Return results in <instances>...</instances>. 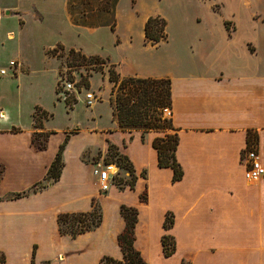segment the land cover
I'll return each mask as SVG.
<instances>
[{
    "label": "crops",
    "instance_id": "crops-1",
    "mask_svg": "<svg viewBox=\"0 0 264 264\" xmlns=\"http://www.w3.org/2000/svg\"><path fill=\"white\" fill-rule=\"evenodd\" d=\"M12 35L7 34L8 40ZM223 64L194 57L192 62L168 61L149 73L133 63L122 72L117 64L121 78L170 80L179 181H172L170 168L157 166L152 147L157 135L124 134L112 114L109 123L99 126V115L90 110L86 125L58 132L45 121L43 149L34 145V131L28 130L19 154L0 163V264H100L103 257L122 261L117 242L124 228L122 207L137 211L133 247L145 264H264V180L247 182L240 161L251 132L257 135L264 167V74L254 72V64ZM13 128L18 127L0 130V138L14 142L22 131ZM62 144L59 178L36 193L7 199L40 182ZM109 146L131 163L132 189L115 183L130 175L114 164L117 177L107 192L99 191L92 170L110 163ZM93 203L101 213L97 228L75 238L59 234L58 215L88 213ZM167 215L172 224L165 229ZM164 236L173 242L170 256L163 253Z\"/></svg>",
    "mask_w": 264,
    "mask_h": 264
},
{
    "label": "rangeland",
    "instance_id": "rangeland-1",
    "mask_svg": "<svg viewBox=\"0 0 264 264\" xmlns=\"http://www.w3.org/2000/svg\"><path fill=\"white\" fill-rule=\"evenodd\" d=\"M65 7L66 0H0V62L6 64L14 59L21 65L18 75L0 78V116L5 117L0 130L16 126L14 131H22L14 142L0 138L1 164L9 163L12 154H19L28 130L40 132L35 130V107L47 111V116L36 113V117L42 119V126L47 121L46 127L54 132L72 124L86 125L90 110L99 115V126L109 123L110 98L115 89L108 81L109 67L113 66L120 77L118 63L122 72H129L133 63L149 73L168 61L192 62L194 57H201L215 64H254L252 70L264 74V0H119L114 33L107 27L73 26ZM150 17H159L166 23L165 40L154 46L145 42L143 32ZM10 33L12 39L8 40ZM58 45L63 49H57L55 56L47 54ZM70 50L108 61L95 72L98 65L81 64ZM65 80L78 81L93 91L95 103L87 107L82 96L62 97ZM67 101L71 107L66 106ZM143 111L147 119L158 117L165 129H144L143 121L138 129L119 130L124 134L141 133L143 138L147 133L157 137L173 134L168 129L171 109L153 112L146 106ZM34 137L35 146L45 145V134H33Z\"/></svg>",
    "mask_w": 264,
    "mask_h": 264
},
{
    "label": "trees",
    "instance_id": "trees-1",
    "mask_svg": "<svg viewBox=\"0 0 264 264\" xmlns=\"http://www.w3.org/2000/svg\"><path fill=\"white\" fill-rule=\"evenodd\" d=\"M118 2L119 0H66L65 9L73 26L89 29L107 27L112 33H114L116 27V7ZM21 24L22 22L20 21L19 25ZM165 27V21L159 17L148 18L143 26L145 42L150 46L163 42L166 38L164 35ZM57 49H63L62 45H58L56 49L47 51V54L55 56ZM69 53L73 54L74 60L79 61L81 64L87 62L95 66L98 65L95 68V72L100 71L102 65L108 61V58L102 59L98 55L85 57L80 53L75 54L73 50H70ZM108 81L113 83L115 87L111 93L110 106L112 107L113 121L117 123L118 128L122 129L128 127L131 129H138L143 121H146V123L143 124L145 125L144 129H165V125L160 123L158 117L153 115L147 119L148 115L143 111V108L147 106L149 109H152L153 112L157 109H160L161 111L165 108L171 109L169 79H138L132 77L120 79L119 75L115 73L114 67L110 66ZM124 90L127 92H124ZM65 103L66 106L71 107L68 101ZM36 113H39V116L41 117L47 116L48 113L41 108L35 107V115L33 116V119L35 120V123H38L37 126L35 125V130H42V119L38 120ZM48 117L52 118V115H49ZM169 122L168 129L171 130L173 134L165 135L164 137H156L152 142V147L157 152V166L159 168H170L173 171L172 181L176 182L181 179L182 170L175 159L178 138L172 127L171 120ZM12 131L17 132V130L14 131V129ZM34 134L40 135L41 133L36 132ZM35 140L36 137L32 139V142L34 143ZM253 142L257 143V135L248 132L246 143L249 145ZM37 148L43 149L44 145L38 144ZM63 148L64 144L60 145L53 162L40 182L35 183L26 192L9 195L7 199L26 197L29 194L36 193L46 188L51 182L56 181L59 178L63 166ZM107 157V163L110 162L115 164L118 168L126 170L130 175L129 180L125 181L123 179H116L115 183L119 188L128 186L132 189L135 185L136 178L134 177L132 165L128 158L111 146L108 148ZM140 201H146L145 193L141 194ZM121 216L124 221V228L121 234L117 237V242L123 252V260L116 261L109 257H103L100 260V264H145L139 252L133 247L137 211L133 208L122 207ZM100 223L101 213L97 203H93V208L88 213L60 214L57 217L59 234L61 236L68 235L72 238L94 230L100 225ZM171 224V216L167 215L164 221V228H170ZM162 245L164 255L170 256L173 252L172 239L164 236L162 238Z\"/></svg>",
    "mask_w": 264,
    "mask_h": 264
},
{
    "label": "built area",
    "instance_id": "built-area-1",
    "mask_svg": "<svg viewBox=\"0 0 264 264\" xmlns=\"http://www.w3.org/2000/svg\"><path fill=\"white\" fill-rule=\"evenodd\" d=\"M20 72L21 65L18 61L11 60L6 64L0 62V78L14 77ZM62 84L64 86V91L61 93L62 97L72 96L78 99L79 96H82L83 102L87 107L95 103L96 98L93 91L81 86L78 81L65 80ZM164 112L167 115L170 114L168 110H164ZM240 161L244 166V179L247 182L257 183L264 180V167L261 163L256 142L247 145L246 149L241 152ZM92 175L99 191L105 193L108 191L111 182H114L113 179L117 177V169L112 163L97 165L93 168Z\"/></svg>",
    "mask_w": 264,
    "mask_h": 264
}]
</instances>
